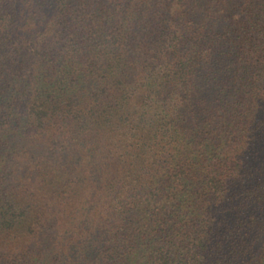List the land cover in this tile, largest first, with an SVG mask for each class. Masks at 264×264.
<instances>
[{
	"label": "trees",
	"instance_id": "1",
	"mask_svg": "<svg viewBox=\"0 0 264 264\" xmlns=\"http://www.w3.org/2000/svg\"><path fill=\"white\" fill-rule=\"evenodd\" d=\"M236 1L0 0V264H264V0Z\"/></svg>",
	"mask_w": 264,
	"mask_h": 264
},
{
	"label": "rangeland",
	"instance_id": "2",
	"mask_svg": "<svg viewBox=\"0 0 264 264\" xmlns=\"http://www.w3.org/2000/svg\"><path fill=\"white\" fill-rule=\"evenodd\" d=\"M238 1L239 0H237L236 3L234 4L235 6H231V7L229 6V11H228L229 13H231V16L234 17L235 19L239 18L240 16V11H239L240 8L238 6ZM59 223H61V221H59Z\"/></svg>",
	"mask_w": 264,
	"mask_h": 264
}]
</instances>
